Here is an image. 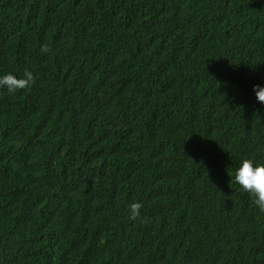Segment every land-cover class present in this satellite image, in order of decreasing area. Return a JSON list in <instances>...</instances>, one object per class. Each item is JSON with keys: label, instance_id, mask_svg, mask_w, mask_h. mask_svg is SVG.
I'll use <instances>...</instances> for the list:
<instances>
[{"label": "trees", "instance_id": "16d2710c", "mask_svg": "<svg viewBox=\"0 0 264 264\" xmlns=\"http://www.w3.org/2000/svg\"><path fill=\"white\" fill-rule=\"evenodd\" d=\"M25 69L0 89V264H264L234 180L264 163V0H0V76Z\"/></svg>", "mask_w": 264, "mask_h": 264}, {"label": "clouds", "instance_id": "9594fccd", "mask_svg": "<svg viewBox=\"0 0 264 264\" xmlns=\"http://www.w3.org/2000/svg\"><path fill=\"white\" fill-rule=\"evenodd\" d=\"M48 45H43L41 51L47 53L49 51ZM35 83L33 72L25 69L23 76L17 78L12 73L0 76V89L6 88L10 93L18 90L28 89ZM253 91L259 103L264 104V87L254 85ZM100 171V167H99ZM235 183L254 199L252 203L264 211V163H254L253 159H243L240 166L235 171ZM143 205L139 202H133L129 205L131 218L136 219L140 215V210ZM86 248H92V241L86 244Z\"/></svg>", "mask_w": 264, "mask_h": 264}]
</instances>
